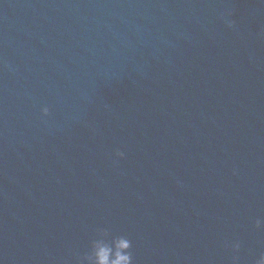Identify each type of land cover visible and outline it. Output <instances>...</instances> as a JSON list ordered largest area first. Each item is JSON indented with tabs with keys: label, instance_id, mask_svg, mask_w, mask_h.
<instances>
[{
	"label": "water",
	"instance_id": "1",
	"mask_svg": "<svg viewBox=\"0 0 264 264\" xmlns=\"http://www.w3.org/2000/svg\"><path fill=\"white\" fill-rule=\"evenodd\" d=\"M101 230L264 256V0H0V264H93Z\"/></svg>",
	"mask_w": 264,
	"mask_h": 264
},
{
	"label": "clouds",
	"instance_id": "2",
	"mask_svg": "<svg viewBox=\"0 0 264 264\" xmlns=\"http://www.w3.org/2000/svg\"><path fill=\"white\" fill-rule=\"evenodd\" d=\"M235 174V170L233 171ZM259 224V221L257 222ZM108 233L104 230L100 232V238L93 244L92 261L93 264H132V257L127 251L130 242L124 238L113 239L111 243L107 241ZM238 248L239 245H236ZM258 264H264L262 256Z\"/></svg>",
	"mask_w": 264,
	"mask_h": 264
}]
</instances>
